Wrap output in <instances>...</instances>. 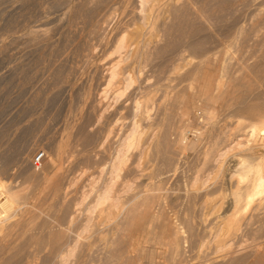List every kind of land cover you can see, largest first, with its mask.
<instances>
[{"label":"rangeland","instance_id":"374dc122","mask_svg":"<svg viewBox=\"0 0 264 264\" xmlns=\"http://www.w3.org/2000/svg\"><path fill=\"white\" fill-rule=\"evenodd\" d=\"M147 5L139 13L137 0H0V181L18 192L0 222V264H58L72 241L64 264H264V242L252 257L234 253L254 260L238 262L234 254L215 256L207 243L214 211L224 208L236 182L233 162L263 151V135L255 141L248 130L264 115V0ZM119 28L133 46L120 70L135 79L113 102L99 95ZM201 74L223 91L208 120ZM183 96L190 97L186 115ZM135 100L146 101L147 116L140 109L134 117ZM132 118L140 136L113 186L118 205L95 213L91 229L76 237L85 217L75 206L81 189L107 177ZM239 136L247 145L216 162ZM195 175L207 178L205 186L191 185ZM167 229L176 230L177 245Z\"/></svg>","mask_w":264,"mask_h":264},{"label":"bare ground","instance_id":"6f19581e","mask_svg":"<svg viewBox=\"0 0 264 264\" xmlns=\"http://www.w3.org/2000/svg\"><path fill=\"white\" fill-rule=\"evenodd\" d=\"M149 1H152V0H137V6H136L137 7V11L139 13L142 10L144 11V8H146V5L148 4ZM147 6L150 7L151 5L150 6L147 5ZM154 6H156V5H154ZM148 7H147V9H148ZM151 7L153 8V6H151ZM151 11L153 12V10H151ZM143 14H144V12H143ZM145 14H146V12H145ZM137 17H136V20H140V19H137ZM137 24H138V22H137ZM137 29H138V27H137ZM128 30L130 31L131 29H128ZM165 30H168V29H165ZM131 32H133V30ZM134 32H137V31L134 30ZM128 34L129 33H127L124 29L121 30V31H119L118 34H116V36L114 35L115 38H114L113 43L110 44V45H112V47H111V50H110L109 54L114 55V57H113V61H111V63L109 64V66L106 68V74L104 76L105 77L104 86L101 89V92H100L99 97L100 96L101 97L109 96L112 99L113 102L119 100L125 94V92L132 85V83H133V81L135 79V77L133 75H131L129 72H127V71H129V69L127 71H122V72L120 70V62H122L124 60L126 61V59L129 56V53L133 50V48H132L133 46L131 45L132 43L131 42H128V40L131 41L129 39L130 34L129 35ZM133 36L134 35H132V37ZM137 41H139L138 38H137ZM140 46H142V45H140ZM137 47H138V44H137ZM134 55L136 56V54L133 53V56ZM137 55H138V53H137ZM136 57L138 58V56H136ZM121 67H122V65H121ZM204 72H205V70H204ZM209 80L210 79L205 78V76L201 74L200 83H198L199 90L201 92H203L205 94V97H206L205 106L202 108L206 120H208V118H211V115L214 112L213 107H212V103L215 100H217L218 98H221L222 93H223V91L219 87L220 85H219V83L217 81H216L217 83H211L213 81L210 82ZM192 87H194V86L192 85ZM214 88H216V89H214ZM212 89L215 90V94L211 93ZM217 89L219 91L218 93H216V90ZM188 96L187 97H184L183 96L184 99H183V101L181 103V107H180V114L181 115H186L187 112H189L188 110H189V106H190V99H189L190 97H188ZM147 107H148V105H146V101L142 102V101H139V100H135L133 102V111H134V114L133 115H134V117H135L136 113L140 112L139 111L140 109H143V113H145V114L148 113ZM147 115L148 114H146V116ZM249 123H250V121H249ZM247 124H248V122H247ZM246 131H247V129H246ZM249 131H250V133H248V134L250 136H252L253 139H255L254 137L257 135L258 132H260V134H259L260 136H261V134L263 135V137L261 138V139H263V142H262V144L260 143L261 146L259 145L260 147H263L262 148L263 151L260 153V152H257L259 149L256 148L254 150L252 148L254 150V153H255L253 155V159L252 160H250L248 162L247 161L245 162L244 159L243 160L240 159V160H237V161L234 160V161H236V162H233V164L235 166L234 172L232 173L231 170H230L231 172H229L231 175H235L236 176V182H234L235 183L234 188H231L229 191L228 190L227 191L224 190V191H226L229 194V199L228 200L226 199L227 201L226 200H223V201H226V202H224L226 204L223 203L225 206H224V208L222 210L219 209L221 211L216 212L217 209H218V206L216 207V211H214V212L216 213L215 219H217V221H216L217 224L214 225V230L212 229L213 230L212 235H211V237L209 236L210 239L207 240V243L208 242H211L212 243V245H213L212 246V250H213L212 252L214 254H216L215 256H221L224 259L227 258V257L229 259V257L232 256L236 252L239 254L240 252H244L246 250L250 252V256L249 257H252L251 255L257 254V252L259 251L262 243L264 242V234L260 235L259 234V231H258L259 230V223H261L260 221H264V115L263 116H259V117L255 118V119H253V121L250 123V128H249L248 132ZM139 136H140L139 125H138L137 121L134 118H132L131 121H130V124L128 126V129L119 138V140H118V142H117V144H116V146L114 148L113 154H112V156H111V158H110V160L108 162V166H107V174L108 175H107V177L104 180L99 181V180H96L97 178L94 176L96 179L95 178H91L90 180H88L87 184H85L84 188L81 189L82 190L81 191V194L79 196V199L76 201L75 206H77V205L79 206L80 205V206L83 207V210L85 212L84 213L85 214V217H84L83 221L80 224V227H79V230H78V232L76 234V237L79 236L81 233L87 232V231H89L91 229V225L93 224V222H92L93 221V215L95 213L104 212V211H107V210L112 209V208L115 209V207L118 205V202H119V199L118 198L119 197L115 194L114 187L113 186L115 184V181L117 180V178L120 175V171H121L122 166H124V164L126 162V159H127L128 155H129V151L131 149L135 148L138 145ZM242 138L240 136L233 138V140L231 138L230 140H232V141L231 142L229 141L230 144L227 147V149L225 151L219 152L216 155V157H215V161L219 163V161L222 160L221 158H223L224 155L226 156L225 153L228 150H230V149L236 148V150H237V148H240L243 145L246 146L247 143H248V141H247L248 138H246L247 140H243ZM252 138H250V139H252ZM255 141H256V139H255ZM251 143L252 142H250V145H251ZM257 143H258V141H257ZM60 147L61 146H58V148H57V149H59V151H60ZM245 148H243V149H245ZM58 153L59 152L57 151V154ZM235 155H236V157L239 156L236 153H235ZM241 156H240V158H241ZM216 162H215V165H216ZM50 163H51V161H50ZM48 164H49V162L47 163V165ZM49 165H51V164H49ZM49 165L47 167H50ZM52 165H53V163H52ZM231 175H230V177H233ZM200 176L198 177L197 175H195L193 178L191 177L192 178L191 185H193V184H195L197 182L200 183V184H202V185H204V183L206 182L207 178L205 176H203L204 178H200ZM23 177H25V176H23ZM208 177H209V175H208ZM31 182H33V181H31ZM221 182H223V181H221ZM4 183L5 182H3V181L1 182L0 181V191H1L0 194H2L1 199H0V222L3 221V220H5L8 217V215L10 216V214H8V211H9L10 207L12 206V203L16 200V196L18 194V192H17L16 189H14L13 187H8ZM225 183H227V181ZM221 185H224V184H221ZM230 185H232V184H230ZM125 186L128 187V184L125 185ZM218 187H219V184H218ZM222 187H224V186H221V189H223ZM226 188H227V186H226ZM226 188H224V189H226ZM229 188H230V186H229ZM215 189L216 188H214V190ZM217 193L219 194V191L218 190H217ZM210 195H211V193H210ZM222 197H223V195H222ZM207 198H208V196H207ZM223 198H221V200ZM210 200H212V199H210ZM208 202H207V204H208ZM205 203H206V201H205ZM208 207H209V204H208ZM219 208H222V205ZM211 218H214V217H211ZM210 224L212 225V223H210ZM2 225H3V223H2ZM211 227H213V226H211ZM169 228H171V227H168V229ZM171 230H173V228ZM171 230H168L169 232H167V231L166 232L168 233V235H170L169 236L170 237V243L174 246V245H177V243H178L177 242L178 240L175 238V236H176L175 234H177V233H176V230H174V231H171ZM76 237H75L74 241L76 239H78ZM48 238H49V236H48ZM57 238H58V236H57ZM56 241L57 240L55 239V242ZM239 247H241V249ZM74 248H75V242L72 241V243L71 242L68 243L65 246V248L61 252H59V254H58V258H59L58 259V264H64V262L67 259V257L72 254ZM210 251H211V249H210ZM245 253H243L244 256L248 252L246 254ZM246 256L248 257V255H246ZM238 257H240L239 260H241V258H242V260H244V258H245V257L243 258L242 256H239V255H238ZM263 257H262V259H264ZM224 259H222V260H224ZM230 259H231V257H230ZM235 259H237L236 258V255H235ZM239 260L237 259V262ZM256 260H258V259H255V261ZM259 260H261V259L259 258ZM245 262H247V261H245ZM258 262H260V261H258ZM261 262H263V261L261 260ZM247 263H243V264H247ZM252 263H254V262H252ZM257 263H255V264H257ZM132 264H135V263L132 262Z\"/></svg>","mask_w":264,"mask_h":264},{"label":"built area","instance_id":"2783aa9c","mask_svg":"<svg viewBox=\"0 0 264 264\" xmlns=\"http://www.w3.org/2000/svg\"><path fill=\"white\" fill-rule=\"evenodd\" d=\"M41 157H42V153L39 152V153L35 154V156H34V160H35V161H38L39 159H41Z\"/></svg>","mask_w":264,"mask_h":264}]
</instances>
